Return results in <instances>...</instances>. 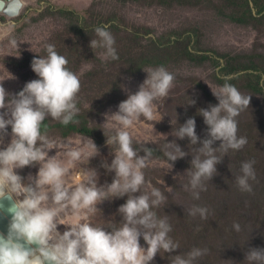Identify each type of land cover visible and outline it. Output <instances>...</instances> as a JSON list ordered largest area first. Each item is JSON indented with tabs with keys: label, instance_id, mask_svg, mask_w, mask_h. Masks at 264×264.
<instances>
[{
	"label": "rangeland",
	"instance_id": "obj_1",
	"mask_svg": "<svg viewBox=\"0 0 264 264\" xmlns=\"http://www.w3.org/2000/svg\"><path fill=\"white\" fill-rule=\"evenodd\" d=\"M21 1L23 9L17 17H9L0 12V82L5 90L16 94L27 82L39 79L32 71L31 62L37 55L46 56L45 45L52 44L55 50H71L79 41L77 37L80 26L88 33L95 31L96 27L108 25V30L115 39L114 47L119 59H104L101 55L104 51L102 48H81V51L83 49L86 55L93 58L92 62L85 61L77 69L80 89L85 92L80 98L82 106L93 109L94 121L115 134L119 126L111 121L107 126L103 125L106 122L105 114L118 111V105L127 99L128 92L138 91L147 78L143 69L163 66L172 73L175 79L168 96L154 102L157 113L155 119L147 121L141 117L127 130L132 135L133 142L154 145L163 150L166 142L175 141L189 155L177 160L172 170L167 160L153 157L149 166L143 170L146 183L141 191L150 192L149 186L156 187L167 197L165 203L154 211L158 216L167 215L169 218L172 227L169 235L180 244L179 250L174 254H179L182 247H185L184 253L194 247L207 248L208 253L198 258L196 264H225L224 261L248 264L246 252L250 248H264V92L249 89L256 80L244 74L255 71L262 76L259 85L264 86V0ZM62 10L73 11L88 21L75 24V19L62 14ZM13 38L19 42L18 48L10 46L9 41ZM64 38L71 40L73 44L56 46L63 45ZM92 39L98 37L94 35ZM158 47L175 58L161 64L145 66L134 73H125L122 70L134 65L132 59L138 53H154ZM96 50L99 52H95ZM188 51L195 60L186 56ZM219 54L243 58L234 67L239 72L226 76L222 71L226 62ZM121 61L126 63L123 67L120 65ZM113 62L117 63L116 73L122 77L121 91L118 92L115 86L103 85L101 80L94 83L88 81L87 75L90 72L107 68L108 65L103 63ZM225 77H239L238 90L251 96L249 107L236 118L237 134L246 137L248 143L238 151L217 153L223 159L216 166L218 174L206 182L207 190L200 193V199L194 200L191 192L184 189L189 179L185 173L191 167L193 147L198 148L202 144L198 142L193 146L187 137L180 140L171 134L187 119L194 118L195 132L199 140L207 138L208 127L197 112L198 109H206L210 104H218L211 89L215 91L218 86H222L218 79ZM190 99L195 100V105H188ZM7 131L9 135L5 138V144L10 143L11 127ZM156 134L166 136L167 140ZM47 137L57 145L56 149L49 151V156L63 151L60 145L65 143L83 149L81 160L75 164L69 165L67 157H60L65 166L69 167L66 177L69 185L80 183L86 169L97 171L98 186L112 182L115 174L108 173L101 167V163L103 159L111 163L115 145L108 146L106 142L99 144L95 138L82 134L69 138L58 134ZM87 138L94 141L100 155L89 158L91 150L84 147ZM220 143L217 141L213 147L218 148ZM250 160L255 161L256 178L249 181L252 192L247 193L240 191L236 177L242 174V163ZM38 170L39 165H34L15 171L26 182L28 176L35 177ZM126 199V196L109 198L97 205L98 212H82L79 219L74 215H66L61 218L62 224L58 225V231L63 233L68 230L67 225L79 222H90L93 226L103 227H108L112 222L119 226L122 218L118 209ZM214 203L219 206H214ZM193 205L208 208L207 219L189 216L187 209ZM234 222L241 225L240 232L233 229ZM192 228L203 232L196 243L186 237V230ZM139 242L142 247H148L142 237ZM150 264H169L167 253L161 251Z\"/></svg>",
	"mask_w": 264,
	"mask_h": 264
},
{
	"label": "clouds",
	"instance_id": "obj_2",
	"mask_svg": "<svg viewBox=\"0 0 264 264\" xmlns=\"http://www.w3.org/2000/svg\"><path fill=\"white\" fill-rule=\"evenodd\" d=\"M108 27L95 28L98 39L90 41V48L104 49L101 53L104 59L114 61L119 56ZM9 44L13 48L19 46L15 38L10 39ZM45 48L46 56L37 55L31 62L32 71L39 79L27 82L16 94L8 93L0 82V213L11 216L7 234L0 232V264H150L161 251L169 254V264H196L209 250L194 247L187 253L174 254L180 244L169 235L172 232L169 218L158 216L154 211L167 197L156 187L149 186L150 192L141 191L146 183L143 170L152 161L154 150L145 145L134 147L127 130L141 117L147 121L155 119L154 102L168 96L174 75L163 66L143 69L147 78L138 91L128 92L127 99L118 105V111L105 114L103 125L111 121L119 126L106 140L108 146H116L111 154L114 158L111 163L107 159L101 163L108 173L115 174L112 182L98 186L97 171L86 169L82 181L71 186L66 180L69 167L60 157H67L69 165L75 164L81 160L83 149L65 143L60 145L63 151L49 156V151L57 145L42 134L41 126L48 117L64 125L75 122L81 83L67 67V58L58 54L54 45L47 44ZM224 79L226 82L215 91L210 88L218 104H210L197 112L208 127L207 138L199 140L194 118L187 119L171 134L180 140L187 137L193 146L198 142L202 144L193 147L191 167L185 173L189 179L184 189L191 192L194 200L200 199V193L207 190L206 182L218 174L216 166L223 159L217 153L238 151L248 143L246 137L237 134L236 118L249 107L251 96L228 83V77ZM188 105H195V100L190 99ZM9 127L11 140L5 144ZM156 136L167 140L162 134ZM217 141L221 142L220 146L214 148ZM84 147L91 150L89 158L100 155L90 138L86 139ZM163 155L172 170L174 163L189 153L172 141L164 144ZM254 164L255 161L250 160L241 165L242 174L236 177V184L242 192H252L249 181L256 178ZM34 165H39L38 173L35 177L29 175L26 182L15 171ZM125 196L126 202L118 209L122 218L119 226L112 222L108 227L79 222L67 225L69 228L63 233L58 231L62 217L74 215L79 219L82 212H98L97 205L103 201ZM187 213L207 219L209 209L193 205ZM232 227L236 232L241 231L239 223L234 222ZM141 237L147 248L141 246ZM245 256L248 264H264V248H250Z\"/></svg>",
	"mask_w": 264,
	"mask_h": 264
},
{
	"label": "trees",
	"instance_id": "obj_3",
	"mask_svg": "<svg viewBox=\"0 0 264 264\" xmlns=\"http://www.w3.org/2000/svg\"><path fill=\"white\" fill-rule=\"evenodd\" d=\"M124 1L138 2L141 0H124ZM61 13L67 17L69 16L71 19L72 18L75 19L73 20V22L78 25L88 21L85 17L83 16L81 17L79 14L74 13L73 11L62 10ZM78 30L80 33L77 38L80 42L78 41L75 44V47L77 46L78 48L73 47L71 50L60 48L59 50L58 49L56 50L58 54L63 55L67 58L68 60L67 67L76 75L78 73L77 69L79 70V67L83 62L93 61V58L86 55L83 49L81 51V48L84 46H90V41L92 40L93 36L96 35L95 31H91L87 33L86 29L82 28L81 26L78 28ZM73 31L75 32V30ZM82 31H84V33H82ZM64 41L65 42L63 45L60 44L56 46L65 47V45L67 44H73L71 40H67L66 38H64ZM164 51H165L164 49L158 47V50L154 53L140 52L137 54L136 58L132 59L134 65L129 69H122V70H124L125 73H134L144 68L145 66L161 64L167 60H173L175 58L174 55L165 54ZM95 52H99V51L96 50ZM186 56L187 57L191 56V59L195 60L194 58H192V55L189 51L187 52ZM219 56L220 58L225 59L226 63L222 67V71L226 73V76L239 72V70L238 69L235 70L234 67L235 64L240 63L243 58L237 56H230L227 54H219ZM204 58L208 59L209 57H204ZM125 64L126 63H124L123 61L120 62V65L122 67ZM103 65H108V66L107 68H103V69L98 68L90 72L89 75H87L88 81L90 83H94L96 80H101L103 85L115 86L118 92L121 91V89L123 88L122 77L121 75L116 73L117 63L116 62H113L112 64L103 63ZM244 75L246 77L254 78L256 80V82L252 84L249 89H251L254 92L257 91L264 92V86L261 87V85H259L262 78L260 74H257L255 73V71H253L252 73H245ZM239 79H240L239 77L232 78V79H228L227 82L237 87V83ZM218 80L222 85L226 82L225 79L222 78ZM82 93L85 92H83V90L80 89L76 98V103H77V107L79 108V113L74 118L75 122L69 123L68 125H64L60 121L54 120L52 118H46L41 126L42 134L46 136L58 134L65 138H69L76 134H82L95 138L99 142V144H104L107 140V137L114 135L109 130L107 129L105 130L101 125L97 124L94 121L95 111L93 109H88V108L86 109L82 106L80 101ZM140 145L143 144L133 142V146L136 148H139ZM145 146L154 150L153 157L167 160V158L163 155V150L161 148L155 147L154 145H145ZM140 154L143 155L144 153L141 152ZM214 206H219V204L214 203ZM201 235H203V232L200 230L194 228H192V230L191 229L186 230V237L191 239L192 242L196 243V241L200 238ZM184 251H185V247H182L180 254H184ZM168 255L169 254H167V259H168Z\"/></svg>",
	"mask_w": 264,
	"mask_h": 264
},
{
	"label": "bare ground",
	"instance_id": "obj_4",
	"mask_svg": "<svg viewBox=\"0 0 264 264\" xmlns=\"http://www.w3.org/2000/svg\"><path fill=\"white\" fill-rule=\"evenodd\" d=\"M23 9V3L21 0H14L13 2H9L6 4V8L4 13L9 17H17ZM3 225L8 226V222L3 220ZM0 232H3L5 235L7 234L0 225Z\"/></svg>",
	"mask_w": 264,
	"mask_h": 264
},
{
	"label": "water",
	"instance_id": "obj_5",
	"mask_svg": "<svg viewBox=\"0 0 264 264\" xmlns=\"http://www.w3.org/2000/svg\"><path fill=\"white\" fill-rule=\"evenodd\" d=\"M14 0H0V12L5 11L6 4L9 2H13ZM5 206H7L8 202L5 201ZM11 219V216L8 215L6 212L0 213V225L3 228V230L7 233V227L6 225H3V220H6L7 222Z\"/></svg>",
	"mask_w": 264,
	"mask_h": 264
}]
</instances>
